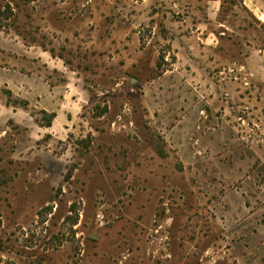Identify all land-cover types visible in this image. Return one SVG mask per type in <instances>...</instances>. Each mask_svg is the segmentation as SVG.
<instances>
[{"label":"rangeland","instance_id":"1","mask_svg":"<svg viewBox=\"0 0 264 264\" xmlns=\"http://www.w3.org/2000/svg\"><path fill=\"white\" fill-rule=\"evenodd\" d=\"M253 1L0 0V264H264ZM7 75L50 81L70 121L14 122Z\"/></svg>","mask_w":264,"mask_h":264},{"label":"crops","instance_id":"2","mask_svg":"<svg viewBox=\"0 0 264 264\" xmlns=\"http://www.w3.org/2000/svg\"><path fill=\"white\" fill-rule=\"evenodd\" d=\"M219 4L220 0H209V9L215 10V12L211 11L209 13V20H217V9ZM243 4L249 9V4H252L253 7L256 6L253 0H243ZM209 25H211V23ZM217 28L219 27H216L213 30L208 29V31L205 33L204 30L202 32L200 31L201 27H198L196 31L192 32L193 40L196 38L202 40L203 44L206 46L204 48L205 51L213 52L218 48V44L220 43L222 37L226 35L223 30H219ZM241 52L242 54H239V56L242 57L241 68L246 72L245 85H249L250 82L252 85H263L264 87V49H259L256 47L252 48L248 44H245V49L241 50ZM19 80L21 79L18 77L7 75V84L3 81V86L4 88H7L6 93L8 95L6 108L10 109V113L13 115L11 119L14 120V122H18V119L15 116L18 117L22 112L26 114L29 108L32 109L33 107L42 108L40 112L46 119V125L43 126L45 129L49 130L54 128L55 123L58 121H70V113H61V110L56 107V89L50 81L44 80L42 83H40L37 82V80L35 81V78L32 77L30 78L29 82L24 81V83L21 82L19 84ZM31 85H34L35 87H32ZM259 99L260 100H257L258 108L264 106V91H262ZM42 102L50 103V107H48L49 109L43 107ZM49 120L50 125H47ZM35 122L38 124L41 123L38 120ZM39 127L42 126L39 125Z\"/></svg>","mask_w":264,"mask_h":264},{"label":"trees","instance_id":"3","mask_svg":"<svg viewBox=\"0 0 264 264\" xmlns=\"http://www.w3.org/2000/svg\"><path fill=\"white\" fill-rule=\"evenodd\" d=\"M47 125H50V120H49V122L47 123Z\"/></svg>","mask_w":264,"mask_h":264}]
</instances>
